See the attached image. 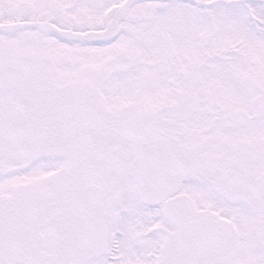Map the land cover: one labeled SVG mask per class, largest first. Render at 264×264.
I'll return each instance as SVG.
<instances>
[{"label":"snow or ice","instance_id":"snow-or-ice-1","mask_svg":"<svg viewBox=\"0 0 264 264\" xmlns=\"http://www.w3.org/2000/svg\"><path fill=\"white\" fill-rule=\"evenodd\" d=\"M0 264H264V0H0Z\"/></svg>","mask_w":264,"mask_h":264}]
</instances>
